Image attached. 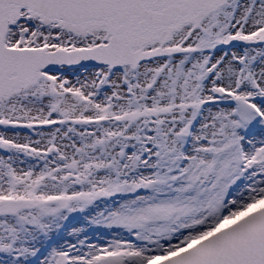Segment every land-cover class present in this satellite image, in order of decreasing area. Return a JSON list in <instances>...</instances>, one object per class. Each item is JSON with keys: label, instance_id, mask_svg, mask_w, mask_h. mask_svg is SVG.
Masks as SVG:
<instances>
[{"label": "snow or ice", "instance_id": "6c2138e0", "mask_svg": "<svg viewBox=\"0 0 264 264\" xmlns=\"http://www.w3.org/2000/svg\"><path fill=\"white\" fill-rule=\"evenodd\" d=\"M0 264H264V0H0Z\"/></svg>", "mask_w": 264, "mask_h": 264}]
</instances>
